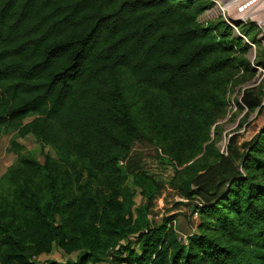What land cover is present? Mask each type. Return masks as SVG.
I'll return each mask as SVG.
<instances>
[{
    "label": "trees",
    "instance_id": "16d2710c",
    "mask_svg": "<svg viewBox=\"0 0 264 264\" xmlns=\"http://www.w3.org/2000/svg\"><path fill=\"white\" fill-rule=\"evenodd\" d=\"M211 4L0 0V133L33 134L55 153L40 160L12 140L17 159L0 179V264H36L54 242L82 252L48 264L109 253L110 264H264V128L244 153L233 136L227 156L215 153L195 192L197 232L186 240L149 223L148 176L135 181L145 204L132 205L120 164L139 130L124 84L158 111L168 136L191 142L201 98L221 86L222 71L235 62L250 70L248 45L227 24L198 22ZM260 46L254 64L264 68Z\"/></svg>",
    "mask_w": 264,
    "mask_h": 264
},
{
    "label": "rangeland",
    "instance_id": "374dc122",
    "mask_svg": "<svg viewBox=\"0 0 264 264\" xmlns=\"http://www.w3.org/2000/svg\"><path fill=\"white\" fill-rule=\"evenodd\" d=\"M241 2L234 4L227 1L223 5V2L217 4L212 1L211 6L198 16V22L205 25L217 21L227 24L232 30V37L240 38L242 44L248 45L243 57L249 61L251 68L246 70L235 62L222 71L221 86L202 96V110L197 115L202 128L194 141L181 142L177 135L168 136L160 127L163 119L158 111L144 108L147 104L144 96H139L127 84L123 86L124 99L139 129L120 162L129 175L127 185L132 192V205L138 207L145 204V197L135 181L148 176L154 189L147 211L149 223L153 226L164 224L165 228L171 225L183 240L197 232L199 215L194 206L203 200L195 192L200 189L199 183L204 182L206 167L214 163L215 153L227 156L232 136L233 146L244 153L264 128V68L254 64L258 44L264 48V0L250 6L245 15L238 11ZM247 29L250 36L242 33ZM252 38L256 42H252ZM231 55L237 57L240 54L233 51ZM248 102L255 106L250 108ZM32 118L27 117L24 122ZM12 140L22 146V151L40 160L44 154L55 155L51 145L39 141L35 135L20 137L16 128L6 129L0 133V179L17 159V154L12 150ZM240 164V159H237L235 167L242 174ZM185 193L189 196H185ZM135 235L137 233L130 238L131 245L137 249ZM81 252L68 251L54 242L50 252L35 256L34 260L36 264H48L51 260L65 262L75 259ZM110 258L109 253L101 260L87 264H110Z\"/></svg>",
    "mask_w": 264,
    "mask_h": 264
},
{
    "label": "bare ground",
    "instance_id": "6f19581e",
    "mask_svg": "<svg viewBox=\"0 0 264 264\" xmlns=\"http://www.w3.org/2000/svg\"><path fill=\"white\" fill-rule=\"evenodd\" d=\"M226 1H230V2H233L234 4L237 2V1H242L241 2V6H242V9H240V13L245 15L247 14L248 12V9L250 8V6L254 5L255 3H258L262 0H226ZM221 3V2H220ZM264 5V4H263ZM264 8V7H263ZM239 11V10H238ZM239 19H242L241 16H238ZM245 20V19H244Z\"/></svg>",
    "mask_w": 264,
    "mask_h": 264
},
{
    "label": "built area",
    "instance_id": "2783aa9c",
    "mask_svg": "<svg viewBox=\"0 0 264 264\" xmlns=\"http://www.w3.org/2000/svg\"><path fill=\"white\" fill-rule=\"evenodd\" d=\"M214 3H217V4H220V2H223V5L227 2L226 0H212ZM239 9V12H240V9H242V6L240 5V7H238Z\"/></svg>",
    "mask_w": 264,
    "mask_h": 264
}]
</instances>
